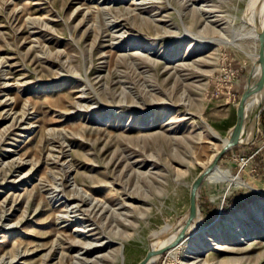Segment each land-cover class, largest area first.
I'll use <instances>...</instances> for the list:
<instances>
[{
  "label": "rangeland",
  "instance_id": "rangeland-1",
  "mask_svg": "<svg viewBox=\"0 0 264 264\" xmlns=\"http://www.w3.org/2000/svg\"><path fill=\"white\" fill-rule=\"evenodd\" d=\"M251 7L0 0V264H137L181 225L259 54ZM245 128L217 165L240 184L199 189L209 239L148 264H264V91Z\"/></svg>",
  "mask_w": 264,
  "mask_h": 264
},
{
  "label": "bare ground",
  "instance_id": "bare-ground-1",
  "mask_svg": "<svg viewBox=\"0 0 264 264\" xmlns=\"http://www.w3.org/2000/svg\"><path fill=\"white\" fill-rule=\"evenodd\" d=\"M253 11L257 14V16H256L257 18L252 17V12ZM247 16H248V21H249L250 24H249L248 30L246 31V34L248 36L253 37V38H255L256 40L259 41V39H260V31L262 30V27H263V24H264V0H252V7L248 10ZM257 54L258 53H256L255 56L258 58ZM260 72H261L260 66L257 65L256 64V61H255L254 66H253V68L251 70V73H250L252 75V82H255L257 80V78L260 76ZM260 89L261 88H259L247 100L246 107H245V114H244V116H245L244 123H243V126H242L241 135H240V139H239L241 143L244 142L245 136H248V133L251 130V129H248V128L246 129L245 128V120H246V117L251 114V111L253 109L254 110L257 109L259 103L261 102V100L263 98V91L264 90H261V93H258L260 91ZM143 123L145 125L146 124H148V125L153 124V123H155L154 122V118L149 119V122L148 123L147 122H143ZM230 131H229L228 135H226L225 137H222V139H221L222 140V144H221L222 147L219 146L218 150L215 151L212 154V156L210 157V160H209V162L210 161L211 162L207 166H209L214 161L215 157L222 150L223 146L230 140V135H231V132ZM218 162L213 165V167L211 168V170L205 175V178L206 179H210V180L211 179H214V180H218V181H222V182L226 183L227 184V187H228L227 190H229L233 186H236V185L240 184V181L234 175L229 174L225 169L221 168L220 166H217L218 165ZM205 178H204V180H205ZM226 192H228V191H226ZM198 205H199V202H198ZM201 219H202V214L200 212V208L198 209L196 216L193 217L192 219H189V214L187 212V215L182 220L181 225H178L177 226L178 228L175 227V230L176 231L175 230H172L171 232H167L165 235H163L162 237H160L159 239H157L156 242L150 244L149 248H153V249L165 248V250H167L171 246H174V245L180 243L181 240L178 241V242H176V243L174 241L176 240L178 234L183 229L186 230V232H187V236L186 237H189L191 235L196 234L194 236L195 237V241L193 242V244H196V242H199V241H204L205 242L207 239H209V236L207 235V233L203 232L202 230L207 229V227L206 226H202L201 227V230L199 232L197 231L198 230L199 223L201 222ZM228 225H229V227L231 229L236 228V226H235L234 223H228ZM210 231H213V232L218 231V226H215V227L213 226ZM252 232L253 233H256L255 231H249L247 233H244V234H246V237H245V235H240V236H238L239 237V240H243V239L247 238L248 237L247 235H249V234L252 235ZM175 248H173V251H174ZM160 254H156V255L152 256L147 261V263H145V264H148L152 258H156Z\"/></svg>",
  "mask_w": 264,
  "mask_h": 264
},
{
  "label": "water",
  "instance_id": "water-1",
  "mask_svg": "<svg viewBox=\"0 0 264 264\" xmlns=\"http://www.w3.org/2000/svg\"><path fill=\"white\" fill-rule=\"evenodd\" d=\"M256 64L260 66L261 72L260 76L257 78L255 82H252V75L250 74L247 79L246 86L242 92L241 98L239 100L238 106H237V119L235 124L231 128V135L230 140L223 146L222 150L217 154L214 161L204 168L193 180L191 189H190V204L189 208L187 210L189 214V219H192L196 216L197 211L199 209L198 205V195H199V189L200 186L205 178V175L211 170L214 164H216L222 155L231 147H234L237 144H240V135L242 126L244 123V114H245V107L248 98L253 95L259 88L262 87L263 81H264V24L262 27V30L260 31V48H259V55L256 60ZM187 236L186 230H181V232L178 234L175 243L182 240L184 237ZM173 242V243H174ZM163 251H165V248L161 249H153L149 248L146 252L145 256L139 261L138 264H145L147 261L154 255L160 254Z\"/></svg>",
  "mask_w": 264,
  "mask_h": 264
}]
</instances>
